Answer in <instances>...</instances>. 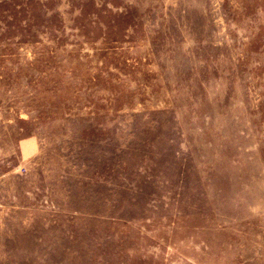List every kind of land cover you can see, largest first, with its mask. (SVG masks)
<instances>
[{
    "label": "rangeland",
    "instance_id": "1",
    "mask_svg": "<svg viewBox=\"0 0 264 264\" xmlns=\"http://www.w3.org/2000/svg\"><path fill=\"white\" fill-rule=\"evenodd\" d=\"M0 264H264V0H0Z\"/></svg>",
    "mask_w": 264,
    "mask_h": 264
}]
</instances>
